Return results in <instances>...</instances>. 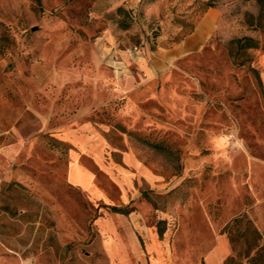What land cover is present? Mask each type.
Segmentation results:
<instances>
[{
    "label": "rangeland",
    "instance_id": "1",
    "mask_svg": "<svg viewBox=\"0 0 264 264\" xmlns=\"http://www.w3.org/2000/svg\"><path fill=\"white\" fill-rule=\"evenodd\" d=\"M252 228L264 0H0V264H247Z\"/></svg>",
    "mask_w": 264,
    "mask_h": 264
},
{
    "label": "trees",
    "instance_id": "2",
    "mask_svg": "<svg viewBox=\"0 0 264 264\" xmlns=\"http://www.w3.org/2000/svg\"><path fill=\"white\" fill-rule=\"evenodd\" d=\"M153 147L156 149L162 150V146L160 144L156 143H151ZM113 211H124V212H129L128 209L124 208H118V207H112ZM243 219V216L235 217L231 220V222L225 227V232L229 237V240L231 243L234 245L237 237L235 234H233L232 229L239 224V222ZM252 233V242L247 245L246 247V252H245V259L247 264H253V263H258L262 264L264 262V242L261 240V235L260 233L255 229H251ZM224 264H241L239 260H237L236 255H232L229 258H227L224 261Z\"/></svg>",
    "mask_w": 264,
    "mask_h": 264
},
{
    "label": "crops",
    "instance_id": "3",
    "mask_svg": "<svg viewBox=\"0 0 264 264\" xmlns=\"http://www.w3.org/2000/svg\"><path fill=\"white\" fill-rule=\"evenodd\" d=\"M206 18V17H205ZM210 18V16H209ZM113 241V238H111ZM115 242V241H114ZM134 243V242H132ZM133 245V244H132ZM121 246L125 247L126 244L122 242ZM224 250V247L223 246H217L213 249V251L209 252V254H207V256H205V260H204V263L205 264H220V259H221V256H222V252ZM121 264H130L129 261L127 262L124 257L121 261ZM224 264V263H223Z\"/></svg>",
    "mask_w": 264,
    "mask_h": 264
}]
</instances>
